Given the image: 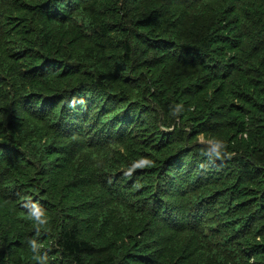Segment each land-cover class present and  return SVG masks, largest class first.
I'll list each match as a JSON object with an SVG mask.
<instances>
[{
	"label": "trees",
	"instance_id": "1",
	"mask_svg": "<svg viewBox=\"0 0 264 264\" xmlns=\"http://www.w3.org/2000/svg\"><path fill=\"white\" fill-rule=\"evenodd\" d=\"M263 210L264 0H0V264H264Z\"/></svg>",
	"mask_w": 264,
	"mask_h": 264
},
{
	"label": "clouds",
	"instance_id": "2",
	"mask_svg": "<svg viewBox=\"0 0 264 264\" xmlns=\"http://www.w3.org/2000/svg\"><path fill=\"white\" fill-rule=\"evenodd\" d=\"M223 151L222 142H213L212 147L207 149V154L210 157H220ZM30 217L40 225H44L47 223V217L45 213L38 207L37 205H33L30 211ZM30 248L34 253L33 259L39 261V264H47V255L41 256L39 254V245L37 244L35 239H31L29 241Z\"/></svg>",
	"mask_w": 264,
	"mask_h": 264
},
{
	"label": "rangeland",
	"instance_id": "3",
	"mask_svg": "<svg viewBox=\"0 0 264 264\" xmlns=\"http://www.w3.org/2000/svg\"><path fill=\"white\" fill-rule=\"evenodd\" d=\"M177 12H178L180 15H182V12H183V11L177 9ZM182 17H183V16H182ZM189 21H190V19H189L188 17L183 19V22H185V24H188ZM157 77L159 78V76H157ZM71 86H72V84L67 85V87H71ZM138 116H139L138 113L134 114L132 120H130V121L127 122L126 127L124 128V130L126 131V134H127V135H130V134H131L130 129H134L132 123H133V122H136V121L139 119ZM129 122H130V123H129ZM146 125H147V124H146ZM190 128H191V127H190ZM151 129H152V128H151ZM162 130H163V129H159L158 132H161ZM121 131H122V129L119 130V133H120V134H121ZM146 131H147V130H146ZM117 132H118V131H117ZM163 132H164V130H163ZM160 134H161V133H160ZM223 139H224V140H226V139L228 140V137L223 136ZM157 140H158V139H154V140H152V142H153V141H157ZM191 142H193V144H195L196 142H199V143H202V144L207 143V144L211 145L213 142H219V141H218V138L214 137L212 134H209L208 137L206 136V134H199V135L197 136L196 140H195V139H192ZM217 159H219V158H217ZM216 163H219V162H216ZM29 202H31L32 204H35L33 200H31V201H29ZM263 212H264V210H263ZM168 258H169V257H168ZM168 258H167V259H168ZM179 258H180V257H179ZM179 258H178V259H179ZM182 261H183V260H182Z\"/></svg>",
	"mask_w": 264,
	"mask_h": 264
}]
</instances>
